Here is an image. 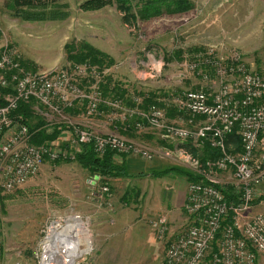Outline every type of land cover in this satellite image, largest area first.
I'll list each match as a JSON object with an SVG mask.
<instances>
[{
  "label": "rangeland",
  "instance_id": "374dc122",
  "mask_svg": "<svg viewBox=\"0 0 264 264\" xmlns=\"http://www.w3.org/2000/svg\"><path fill=\"white\" fill-rule=\"evenodd\" d=\"M85 1L34 0L32 7L23 5L17 12L11 0H0V52L12 49L23 70L38 73L68 68L72 64L66 60L65 45L84 42L112 60L110 67H103V78L110 76L140 102L152 93L174 108L185 93L197 89L212 92L220 85L214 75L205 81L189 72L193 49L212 51L214 59L237 58L264 78V0H190L192 7L183 14H164L146 21L140 19L136 6L131 8L133 17L126 18L115 6L83 11ZM163 93L167 95L164 98ZM103 100H119L128 107L113 94ZM73 109L84 112L81 105ZM32 111L31 127L39 122L48 129L70 123L82 126L68 113L66 119H58L34 104ZM99 111V116L83 115L84 125L95 123L93 128L101 131L113 126L111 110L101 104ZM193 123L200 122L194 118ZM145 131L155 133L156 139L135 141L155 156L151 163H142L146 169L177 166L192 171L194 158L185 159L172 151L164 155L167 149L157 131L144 128L136 132ZM69 138L63 132L56 143ZM229 142L227 148L236 149L235 140ZM81 147L74 152L70 149L72 160L45 161L38 174L14 192L0 190V264H42L43 245L52 230L68 235L62 229L75 224L73 219L82 224L76 239L81 241L79 250L85 252L73 264H163L167 244L191 221L182 209L189 183L175 173L155 179L150 172L142 180L113 179L104 185L110 196L97 197L103 186L91 185L89 181L96 179L73 162ZM196 170L199 175L205 172ZM211 178L235 188L231 172L214 171ZM259 189V195L264 194V183ZM250 211L251 215H264V201L251 205ZM159 217H164L168 226L160 238L152 227ZM57 237L52 244L57 243ZM256 264H264V253L258 254Z\"/></svg>",
  "mask_w": 264,
  "mask_h": 264
},
{
  "label": "built area",
  "instance_id": "2783aa9c",
  "mask_svg": "<svg viewBox=\"0 0 264 264\" xmlns=\"http://www.w3.org/2000/svg\"><path fill=\"white\" fill-rule=\"evenodd\" d=\"M213 56L211 51L204 59L198 56L188 64L189 72L205 81L210 75L201 66L210 67L220 85L212 92L189 91L177 99V110L189 116L186 125L180 126L170 123L156 105L140 110L139 98L133 99L134 108L119 100L104 102L100 85L106 70L85 62L64 69L27 72L20 67L15 52L5 48L0 52V190L14 192L35 177L45 161L72 160V152L84 145H90L99 158L112 152L119 160L126 157L151 163L155 156L145 145L118 134L99 133L92 125L70 123L66 146L60 142L34 145L28 126L12 116L20 103L32 102L58 119H66L67 110L77 105L83 106L84 117L99 116L101 104H105L112 112L109 121L113 125L138 117L137 131L155 130L170 143L190 141L199 146L207 142L220 153L217 160L206 164V171L184 149L165 148L166 156L172 151L193 159V173L199 175L196 169L205 172L200 174V182L188 185L182 209L191 221L167 244L163 264H255L258 254L264 253V215H251L250 211L264 183V78L249 71L237 58L228 63ZM194 118L199 125L194 126ZM233 133L240 140L238 153L227 148L228 136ZM216 170L234 176L237 205H229L217 188L220 184L211 178ZM101 191L110 196L108 187L103 186ZM152 227L160 238L167 231V221L159 217ZM218 233L220 238L216 239Z\"/></svg>",
  "mask_w": 264,
  "mask_h": 264
},
{
  "label": "trees",
  "instance_id": "16d2710c",
  "mask_svg": "<svg viewBox=\"0 0 264 264\" xmlns=\"http://www.w3.org/2000/svg\"><path fill=\"white\" fill-rule=\"evenodd\" d=\"M33 1L34 0H11V6H13L14 10L18 12V10H21V7L23 5L27 6L28 8L32 7ZM106 6H115L119 11H122L124 15H126V18H130V16H132L131 8L132 6H136L139 9L138 15H140V19L145 21L151 17H159L164 14H183L189 11L192 7L190 0H87L81 4V9L83 11H94L101 10ZM25 17L29 19L33 18L31 14H26ZM64 49L66 54V60L68 63L71 64H82L88 62L91 65L96 66L97 68L102 70L104 66L110 67L113 63L112 60L105 53L100 52L99 50L93 48L92 46L84 42H72L66 44ZM193 51H195V54L192 58L193 60H191L190 62L197 60L198 56L200 59H204L207 55V52H201L198 49H193ZM226 62L230 63V60H226ZM201 68L204 72L208 73L209 75H214L210 67L202 65ZM103 80L104 81L100 85L103 97H107V95L113 94L114 96H119L120 98H122L128 105V107H135L133 99L137 97L129 95L127 90L121 87V85H118V83H114L110 76L107 75V78H104ZM199 90L200 89L193 91ZM2 92L3 91L0 90V93ZM166 96L167 95L165 93L162 94L163 98ZM157 98L158 97L151 93V95L142 99L143 101L141 102V104H139L138 108L140 110H146L148 106L156 105L165 112L167 120L168 118L173 119L177 115L181 117L184 116H182V113L179 112L177 108H174L172 106H164L162 102H160V100H158ZM32 107V102H29L27 104L20 103L16 112L12 113L13 117L17 116V118H19L23 124L28 126L29 132L32 134V144L38 146L41 144L56 142L58 137L63 132H66V134L70 132V128L67 126L58 125L53 126L51 129H48V127L42 122H39L38 124L36 123V126L31 127L29 123L33 114ZM102 111H104V109H102ZM67 113L69 115L77 114L74 109L67 110ZM138 121V117H133L129 119L126 123L115 122L114 125L117 126V129L122 134L124 133L123 130L135 133L137 131L135 125ZM230 139L235 140V142L237 143L236 149H232L231 152H240V140L237 135L233 133L232 135L228 136L227 144L230 143ZM162 141L160 143L164 148L170 150H173L174 147L184 149L192 156V158L196 159L206 171L208 170L206 164L212 163L213 161L217 160L220 156L219 151L212 148L207 142H203L199 146H194L190 141L181 144H165L164 141ZM60 143L61 146H66L63 141ZM126 159V157H123L122 161H120L112 152H107L103 157L99 158L95 155L90 145H84L81 147L80 152L76 153L73 162L79 165L82 169H84L88 173L90 178H92V180L97 179L96 182L101 187L105 185L107 179L133 178L125 164ZM150 172H152L150 173V175L155 179L162 178L168 173H175L184 177L187 183L200 182L203 179L200 175H197L192 171L189 172L188 170L177 166H171L166 169H159ZM217 188L222 192L229 205H237L239 203V201L237 200V194L235 193V190L232 185H219L217 186ZM262 201H264V194H261V196H259L257 200L255 199L251 205L260 203ZM228 215L229 216L227 218V221L228 223H230L232 211H229ZM224 224L225 222L222 223V225ZM218 238H220V233H218V235L216 236V239Z\"/></svg>",
  "mask_w": 264,
  "mask_h": 264
},
{
  "label": "bare ground",
  "instance_id": "6f19581e",
  "mask_svg": "<svg viewBox=\"0 0 264 264\" xmlns=\"http://www.w3.org/2000/svg\"><path fill=\"white\" fill-rule=\"evenodd\" d=\"M73 221L75 224L62 229L64 233L68 234L66 236L52 230L53 234L46 239L43 245L42 264H73L77 258L85 253L79 250V242L81 241L76 239L83 230L82 224L79 223L78 219H73ZM55 235L58 236L57 243L52 244L51 241Z\"/></svg>",
  "mask_w": 264,
  "mask_h": 264
},
{
  "label": "crops",
  "instance_id": "0c3cea01",
  "mask_svg": "<svg viewBox=\"0 0 264 264\" xmlns=\"http://www.w3.org/2000/svg\"><path fill=\"white\" fill-rule=\"evenodd\" d=\"M162 104L164 106H168L167 104H165V102H162ZM76 112H77V115H74V117H72V118H74V120L77 121L76 123H81V125H84V123H86V122L84 121V119H82V116H83L82 112L78 111V110ZM168 121L173 123V124L180 125V126L181 125L185 126L186 122H187L183 117H181L179 115L175 116L173 119H169L168 118ZM94 122H97V121H94ZM94 124L91 123V125L93 127H94ZM95 130L98 131L99 133H106L109 130V131L117 133L118 135H120L121 137H123L125 139L132 140V141H142L144 139L156 141L155 137L153 136L155 133H153V132H146L145 131L143 134H138L137 132H135V133L134 132H127V131L123 130L124 133L122 134L117 129L116 125L108 127L107 129H105L103 131L97 130V129H95ZM67 135H69V134L67 133ZM120 161H122V158L120 159ZM142 163H143V161H140L139 159H134V158H127L126 159L125 164H126L127 168L129 169L131 176L133 177L132 179L137 178V180H142L143 178H145V176L149 175L150 171H155V170H159L160 169V168L159 169H155V168L146 169V167ZM145 171H147V173ZM149 176L152 177L151 175H149ZM96 180L91 185H94L95 187H97L98 183L95 184ZM109 181L111 183L113 181V179H107L106 182H105L106 186H107V184H109ZM96 195H97V197L98 196L100 197L102 195L106 196L105 194L102 193V191H100V194L97 193ZM185 196H186V193H185V195L183 197V200L186 198ZM183 200H182V203H183Z\"/></svg>",
  "mask_w": 264,
  "mask_h": 264
}]
</instances>
